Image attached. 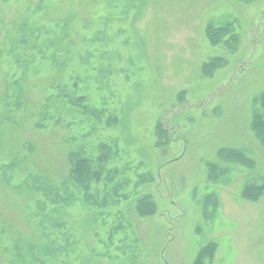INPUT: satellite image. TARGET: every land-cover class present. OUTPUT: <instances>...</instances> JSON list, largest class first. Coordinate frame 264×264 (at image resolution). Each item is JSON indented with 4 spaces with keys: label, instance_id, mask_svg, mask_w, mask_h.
I'll return each mask as SVG.
<instances>
[{
    "label": "rangeland",
    "instance_id": "374dc122",
    "mask_svg": "<svg viewBox=\"0 0 264 264\" xmlns=\"http://www.w3.org/2000/svg\"><path fill=\"white\" fill-rule=\"evenodd\" d=\"M263 93L264 0H0V264H264Z\"/></svg>",
    "mask_w": 264,
    "mask_h": 264
},
{
    "label": "trees",
    "instance_id": "16d2710c",
    "mask_svg": "<svg viewBox=\"0 0 264 264\" xmlns=\"http://www.w3.org/2000/svg\"><path fill=\"white\" fill-rule=\"evenodd\" d=\"M218 30V29H217ZM217 30H215L214 31V33L216 34V31ZM213 37H215L214 36V34H213ZM219 40V39H218ZM218 40H214V42H217ZM215 64H216V62H210V63H208V64H205L204 65V67L205 68H211V69H214L215 67H217V66H215ZM261 102H263V105H264V93H263V96L261 97ZM256 117V120H257V118H259L260 117V115H257V116H255ZM257 123L258 124H263V121L261 122L260 120L259 121H257ZM230 154V152L228 153V151H224L223 149H220L219 150V155L221 156V157H226V156H228ZM85 163H86V161L85 160H82V161H76V162H74V164H73V167H72V172L73 173H75L74 174V181H76V182H78V183H82V184H84L85 182H88V181H86V180H82V177H84L85 176V174H83V172H84V167H85ZM92 176L93 174H86V176ZM80 179H81V181H80ZM202 254V252L199 254V255H201Z\"/></svg>",
    "mask_w": 264,
    "mask_h": 264
}]
</instances>
